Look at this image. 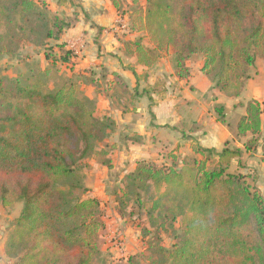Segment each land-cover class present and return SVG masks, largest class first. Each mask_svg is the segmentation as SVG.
Masks as SVG:
<instances>
[{"label": "trees", "instance_id": "trees-1", "mask_svg": "<svg viewBox=\"0 0 264 264\" xmlns=\"http://www.w3.org/2000/svg\"><path fill=\"white\" fill-rule=\"evenodd\" d=\"M110 1L132 31L147 33L151 46L141 38L124 43L126 54L143 66L172 50L176 75L186 80L187 62L201 56L202 73L214 88L239 97L257 60H264V0ZM75 22L46 0H0V54L30 42L45 49L47 62L14 79L0 72V204H23L4 245L15 264H95L100 255L101 203L73 193L82 186L83 160L112 168L113 147L105 141L115 122L98 116L79 80L48 85L58 65L72 60V51L58 42ZM216 112L225 123L224 108ZM261 114L260 103L250 101L237 125L239 136L252 135L246 152L258 144ZM193 151L170 165L139 161L118 189V215L125 217L130 202L140 211L148 202L154 235H175L169 250L150 243L151 255L163 257L153 264H264V197L248 176L231 171L243 151L230 142L221 152ZM65 185L69 192L60 188Z\"/></svg>", "mask_w": 264, "mask_h": 264}, {"label": "crops", "instance_id": "crops-1", "mask_svg": "<svg viewBox=\"0 0 264 264\" xmlns=\"http://www.w3.org/2000/svg\"><path fill=\"white\" fill-rule=\"evenodd\" d=\"M58 1L46 0L50 9L62 17L70 18L76 14L74 26L58 42L73 53L70 63H60L70 67L65 77L79 80L82 93L96 101L98 116L111 119L116 126L105 141L113 147L112 168L108 169L94 159L90 161L91 170L96 172L95 194L106 186L117 188L125 176L135 170L139 161L170 165L173 160L181 162L185 157L195 156L194 146L221 152L230 142L232 148L243 151L241 159L233 160L231 171L248 176L264 197L263 59L257 60L256 70L240 96H229L215 89L202 73L203 57L196 70L192 69V59L187 62L190 77L182 80L176 75L172 50L152 67L143 66L135 56L127 55L124 43L140 39L143 32L131 30L130 34L122 36L130 30L128 19L119 15L110 0H66L61 6ZM73 1L80 2L81 10H67L65 6L71 7ZM57 7H65L69 14ZM120 18L127 24L125 29L118 26ZM156 83L161 85V92L154 90ZM253 100L262 108L261 134L257 146L246 152L244 145L252 135L239 136L237 125L246 115L247 103ZM218 107L224 108L225 123L219 121ZM166 153L181 156L172 157L171 163L165 164V160H160ZM239 161L241 167H238ZM114 215L115 224L108 213L103 216L105 229L109 228L112 234L123 224L117 211ZM114 236L107 237V247L111 246ZM4 245L5 242L1 255L8 259Z\"/></svg>", "mask_w": 264, "mask_h": 264}, {"label": "rangeland", "instance_id": "rangeland-1", "mask_svg": "<svg viewBox=\"0 0 264 264\" xmlns=\"http://www.w3.org/2000/svg\"><path fill=\"white\" fill-rule=\"evenodd\" d=\"M57 1V0H54ZM142 4H146V0H141ZM66 2V0H65ZM56 4V2H54ZM71 7L65 6L67 10L70 12L71 9L75 11L81 10V4L79 1L71 2ZM64 7V8H65ZM59 8V7H57ZM64 8H59L58 10H63V13H67ZM60 13V11H58ZM69 14V13H67ZM76 14L70 16L69 19H76ZM2 31H0L1 33ZM131 29L127 31V36L130 34ZM142 36V40L144 43L150 46L149 37L146 32L140 34ZM54 45V42H52ZM169 54V51H163L160 54V58H166ZM172 60V59H171ZM202 57H193L192 58V69H199L201 65ZM261 61V59H259ZM45 68L47 66V62L45 60V49L40 46H35L30 42H25L19 50L14 52L13 54H0V72L2 76L8 77L10 79L16 78L18 75L28 74L31 68H38V65ZM59 73L56 74L52 80L48 81V85L51 89H53L57 84H59L62 79L65 77V72L70 69V67L58 65ZM255 68L253 67L251 70V76L254 72ZM154 90L161 92V85L154 84ZM153 89V88H152ZM192 90H195L192 88ZM152 117V116H151ZM219 117V116H218ZM182 131H186V129H182ZM181 155L172 156V153H166L165 157L162 158V161L165 164L171 163L172 157H177ZM178 158V157H177ZM92 157H89L86 160L81 162L82 170L81 174L83 176L82 186L79 190L74 192L75 198H96L101 203V210L103 216L107 213L110 216V220H113V224H115L116 219L114 215V211H118V203H117V195L118 189L121 184L118 185L117 188H110L106 186L105 189L99 191L98 194H95L94 190V181H96V172L91 170L93 168L92 164H90ZM167 159V160H166ZM89 167V168H88ZM65 192H69V187L67 185L60 187ZM109 191V194L106 193ZM145 209L141 211L134 205V202H130L126 212L125 217H122L123 224L120 226L113 234L110 229H104L101 233V237L98 240L100 255L96 259L95 264H153L155 261L161 262L163 261V257L158 254L151 255L149 250L150 243L155 240V244L169 250L173 247V245L177 242V239L171 231L168 232H160L159 235H154V231L150 227V223L147 218L146 209L150 206V203L146 202ZM23 209L22 203H14L10 206H4L0 204V264H15V261L5 259L2 257V245L5 242L11 228L13 222L20 216L21 211ZM134 214V215H130ZM103 220V219H102ZM104 222V220H103ZM118 223V222H117ZM105 225V224H104ZM180 224L176 225V228H179ZM116 236L118 240H121V245L118 246L114 243V240L111 241V246L107 247V237L111 235ZM177 234H180L178 231ZM110 235V236H109ZM155 236V237H154ZM151 256H153V260H151ZM131 260V261H130Z\"/></svg>", "mask_w": 264, "mask_h": 264}, {"label": "built area", "instance_id": "built-area-1", "mask_svg": "<svg viewBox=\"0 0 264 264\" xmlns=\"http://www.w3.org/2000/svg\"><path fill=\"white\" fill-rule=\"evenodd\" d=\"M118 26L120 27V28H122V29H125L126 27H127V24H126V22L124 21V19L123 18H120L119 19V21H118ZM114 240V243H116V245H118V246H120L121 245V240H118L117 238H116V236H114L113 238H112V241Z\"/></svg>", "mask_w": 264, "mask_h": 264}]
</instances>
